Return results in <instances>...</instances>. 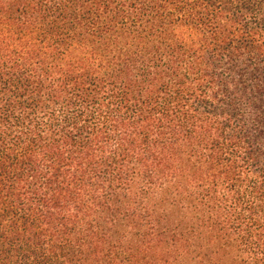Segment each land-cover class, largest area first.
Masks as SVG:
<instances>
[{
  "label": "trees",
  "instance_id": "16d2710c",
  "mask_svg": "<svg viewBox=\"0 0 264 264\" xmlns=\"http://www.w3.org/2000/svg\"><path fill=\"white\" fill-rule=\"evenodd\" d=\"M0 264H264V0H0Z\"/></svg>",
  "mask_w": 264,
  "mask_h": 264
}]
</instances>
